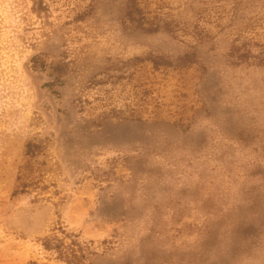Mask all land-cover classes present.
I'll return each instance as SVG.
<instances>
[{
  "label": "rangeland",
  "instance_id": "rangeland-1",
  "mask_svg": "<svg viewBox=\"0 0 264 264\" xmlns=\"http://www.w3.org/2000/svg\"><path fill=\"white\" fill-rule=\"evenodd\" d=\"M0 264H264V0H0Z\"/></svg>",
  "mask_w": 264,
  "mask_h": 264
}]
</instances>
